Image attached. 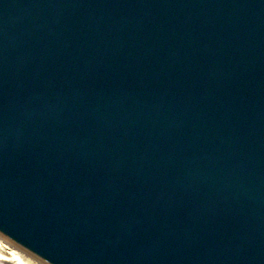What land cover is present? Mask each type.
<instances>
[{
    "label": "water",
    "instance_id": "1",
    "mask_svg": "<svg viewBox=\"0 0 264 264\" xmlns=\"http://www.w3.org/2000/svg\"><path fill=\"white\" fill-rule=\"evenodd\" d=\"M0 236L264 264V0H0Z\"/></svg>",
    "mask_w": 264,
    "mask_h": 264
},
{
    "label": "bare ground",
    "instance_id": "2",
    "mask_svg": "<svg viewBox=\"0 0 264 264\" xmlns=\"http://www.w3.org/2000/svg\"><path fill=\"white\" fill-rule=\"evenodd\" d=\"M12 252L17 253L29 264H43L0 236V256H10ZM0 264H14V261L0 259Z\"/></svg>",
    "mask_w": 264,
    "mask_h": 264
},
{
    "label": "snow or ice",
    "instance_id": "3",
    "mask_svg": "<svg viewBox=\"0 0 264 264\" xmlns=\"http://www.w3.org/2000/svg\"><path fill=\"white\" fill-rule=\"evenodd\" d=\"M0 259L14 261V264H29L23 260L17 253L12 252L10 256H0Z\"/></svg>",
    "mask_w": 264,
    "mask_h": 264
},
{
    "label": "rangeland",
    "instance_id": "4",
    "mask_svg": "<svg viewBox=\"0 0 264 264\" xmlns=\"http://www.w3.org/2000/svg\"><path fill=\"white\" fill-rule=\"evenodd\" d=\"M8 244V243H7Z\"/></svg>",
    "mask_w": 264,
    "mask_h": 264
}]
</instances>
